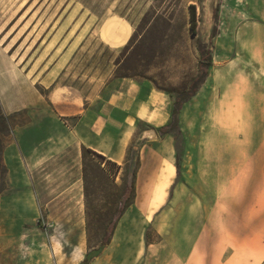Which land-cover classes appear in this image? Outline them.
Instances as JSON below:
<instances>
[{
    "label": "rangeland",
    "instance_id": "1",
    "mask_svg": "<svg viewBox=\"0 0 264 264\" xmlns=\"http://www.w3.org/2000/svg\"><path fill=\"white\" fill-rule=\"evenodd\" d=\"M190 5L195 6L196 35L190 29ZM253 8L248 0H0V76L7 95L72 96L81 109L96 110L107 97L106 86L125 78L145 81L174 101L198 74L199 41L211 50L206 81L179 112L178 125L162 133L141 121L125 148L129 178L137 156L147 172L136 177L134 202L120 219L133 223L134 235L122 230L118 237H143L145 244L152 243L143 255L147 264H181L176 255L185 240L196 236L183 218L182 199L174 195L183 177L247 173V118L241 114L247 83L253 79L248 80L249 68L264 47V26L251 18ZM112 14L133 26L131 39L119 48L107 47L97 35L99 22ZM212 31L218 34L211 39ZM28 110L40 108L19 112L16 121L27 120ZM62 119L69 126L70 118ZM13 121L7 140L13 136ZM88 149L82 147L77 156L63 151L56 166L35 165L36 176L24 177L27 185L23 177L5 176L0 203L18 189H31L38 213L24 215L13 231L0 233V264H55L53 253L60 264L62 258L71 262L77 247L86 254L99 246L120 192L122 170L114 183H107L90 162L101 159ZM169 163L173 175L166 170ZM56 240L63 246L59 250Z\"/></svg>",
    "mask_w": 264,
    "mask_h": 264
},
{
    "label": "crops",
    "instance_id": "2",
    "mask_svg": "<svg viewBox=\"0 0 264 264\" xmlns=\"http://www.w3.org/2000/svg\"><path fill=\"white\" fill-rule=\"evenodd\" d=\"M248 2L254 7L251 18L264 26V0ZM132 33L131 22L117 14L105 17L97 25L99 40L110 48L126 45ZM255 57L256 61L249 68L252 71L247 74L248 80L253 79L252 84L247 83L245 108L241 114L247 118L245 177H183L175 185L174 195L182 199L183 218L187 217L189 229L196 232V236L184 241V249L174 259L181 264H264V47H260ZM4 83L5 78L0 76V102L5 114L14 120V128L13 136L5 142L2 159L7 169L5 176L14 179L28 177L29 180L36 176L32 166L41 169L46 165L56 166L63 151L72 150L77 156L84 146L123 165L126 145L139 122L144 121L157 130L168 125L172 117L173 99L163 96L151 84L136 79L111 81L105 88L107 97L96 110L90 106L81 109L72 96L53 99L47 95L29 99L7 95ZM187 103L183 104L181 112ZM37 106L40 110L27 111L30 115L27 120L16 121L19 112ZM62 117L70 118L69 126L63 125L66 122ZM259 157L260 165L257 164ZM141 160L136 175L139 179L147 172L145 161ZM28 183L22 181L23 185ZM17 192L16 196L7 198L8 201L33 193L31 189H18ZM29 214L15 212L7 231H13L15 222ZM120 221L109 244L91 258L89 264H147L143 255L152 243L145 244L143 237L119 238L118 233L123 229L130 236L134 235L131 231L135 228L133 223ZM121 224L124 228L118 230ZM139 247L142 252L137 254ZM54 256L55 253L52 261L55 259V264H59ZM69 262L68 259L60 260V264Z\"/></svg>",
    "mask_w": 264,
    "mask_h": 264
},
{
    "label": "trees",
    "instance_id": "3",
    "mask_svg": "<svg viewBox=\"0 0 264 264\" xmlns=\"http://www.w3.org/2000/svg\"><path fill=\"white\" fill-rule=\"evenodd\" d=\"M214 15L216 18V12L214 13ZM196 25L197 21L195 6L190 5V29L194 35L197 34ZM215 35L216 32L212 31L210 38L212 39ZM198 51L200 55L198 62V74L192 79L187 88L176 93L174 97V105L172 109L170 124L159 128V131H161L162 133H167L170 130L171 126L176 127L178 125V113L181 110L183 104L190 100L197 93L200 86L205 82L208 76L209 68L212 65V52L211 50L206 49L204 43H202L201 41H199L198 43ZM11 129L12 126L10 123V117L5 114L0 104V194L5 190V175L7 171L6 166L3 163L2 153ZM88 151L90 152V155L99 157L101 159V161L90 159V162L96 163V167L100 170L101 177H103L107 183H114L116 176L121 170L122 174L120 176V192L113 201L115 208L107 215L106 223L103 227L102 234L100 235L99 246L97 248L89 250L79 264H89L91 258L99 255L102 252L103 248L107 246V244H109V242L111 241L117 223L119 222L120 218L123 216L127 208L134 202L136 190V175L140 167V158L139 156H137L136 163L133 167V170L131 171V175L129 178L127 159L124 161L123 165H120L92 149H88ZM102 161L104 163L103 167L100 166V163H102ZM83 164L85 165L84 162ZM84 172L86 173L85 170ZM85 177H87L86 174Z\"/></svg>",
    "mask_w": 264,
    "mask_h": 264
},
{
    "label": "bare ground",
    "instance_id": "4",
    "mask_svg": "<svg viewBox=\"0 0 264 264\" xmlns=\"http://www.w3.org/2000/svg\"><path fill=\"white\" fill-rule=\"evenodd\" d=\"M10 23V22H9ZM13 25L10 26V28L5 32V35L3 36V38L1 39L4 40V38L8 35V33L13 29ZM16 40V37L12 39V43L11 45L13 44V42ZM24 55H20L19 56V60L22 59ZM32 168L36 169V166H32ZM166 170L169 172L170 175H173L174 173V167L172 164H168L167 167H166ZM23 183L25 184V179L22 180ZM9 199H4L2 200V202L0 203V233H5L7 231V226H8V222L10 219H12L13 215L15 212H18L20 214H24V213H30V214H33V215H36L38 213V207H37V204H36V201H35V197L33 195L32 192L30 193H25L21 196H18L16 198H13L11 201H8ZM124 227L121 226L119 227L118 230H122ZM124 230V229H123ZM61 241H57L56 240V249L58 248H61L63 247L60 243ZM82 245V244H81ZM84 245V244H83ZM54 246V245H53ZM76 247V246H74ZM84 247V246H83ZM55 248V247H54ZM51 249V248H50ZM57 250V251H58ZM51 252V251H50ZM53 252V251H52ZM139 253L142 252V249L139 247ZM61 253V252H60ZM74 253V252H73ZM69 254V253H68ZM51 255V254H50ZM54 255V253H53ZM52 255V256H53ZM55 255H57L55 253ZM63 255V254H62ZM66 255V254H65ZM64 255V256H65ZM84 256V249H82L81 247H77L75 249V254L74 256L72 255L73 257V260L71 262H69L70 264H76L78 263L79 261L82 260ZM55 257V256H54ZM53 257V258H54ZM71 257V256H70ZM52 258V257H51ZM58 258V257H57ZM63 259V258H62ZM60 262V261H59ZM66 262V261H65ZM62 264V263H61ZM65 264V263H64Z\"/></svg>",
    "mask_w": 264,
    "mask_h": 264
}]
</instances>
